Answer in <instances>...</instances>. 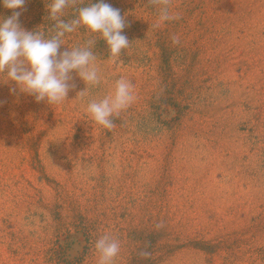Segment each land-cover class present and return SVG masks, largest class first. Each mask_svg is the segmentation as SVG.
<instances>
[{"label":"rangeland","instance_id":"rangeland-1","mask_svg":"<svg viewBox=\"0 0 264 264\" xmlns=\"http://www.w3.org/2000/svg\"><path fill=\"white\" fill-rule=\"evenodd\" d=\"M107 2L130 44L116 60L97 40L99 85L77 97L73 72L50 107L0 81V264H99L104 235L112 264H264V0H164V23ZM17 11L53 28L34 0ZM119 78L135 99L105 129L87 103Z\"/></svg>","mask_w":264,"mask_h":264},{"label":"clouds","instance_id":"clouds-1","mask_svg":"<svg viewBox=\"0 0 264 264\" xmlns=\"http://www.w3.org/2000/svg\"><path fill=\"white\" fill-rule=\"evenodd\" d=\"M83 3L84 0H50L48 19L55 23L46 36L43 29L28 31L21 26V12L17 10L24 8L26 0H0V7L13 13L7 18L0 17V81L14 83L20 93L33 96L37 103L45 101L50 107L66 101L70 88L74 87L69 83L73 72L87 86L77 97L99 85L101 71L94 54L97 40L105 42L109 58L116 60L130 43L123 34L126 25L119 9L107 0L96 3L89 0L87 5L78 7ZM146 7L157 11L158 23L172 19L164 0H148ZM74 34L87 39L61 52V46H66ZM133 89L130 80L119 78L110 94L89 100L86 111L92 122L105 129L114 127V116L133 103ZM95 248L99 264H112L120 245L104 235L95 241Z\"/></svg>","mask_w":264,"mask_h":264},{"label":"trees","instance_id":"trees-1","mask_svg":"<svg viewBox=\"0 0 264 264\" xmlns=\"http://www.w3.org/2000/svg\"><path fill=\"white\" fill-rule=\"evenodd\" d=\"M35 1V3L38 5V6H40V9H41V22L44 24V26H46V28H51V27H53L54 26V23L55 22H53V21H50L49 19H48V12H47V5H48V3L50 2V0H45V1H38V0H34ZM97 2V0L95 1V2H92V3H96ZM89 3V1H87L85 4H88ZM78 5H80V6H83V4H78ZM4 8H2V7H0V12H2V11H4L3 10ZM3 13V12H2ZM8 13H10V14H13L12 13V11H10V10H7V14ZM6 16V15H5ZM5 18V17H4ZM40 18V17H39ZM23 23H25L24 21H23Z\"/></svg>","mask_w":264,"mask_h":264}]
</instances>
